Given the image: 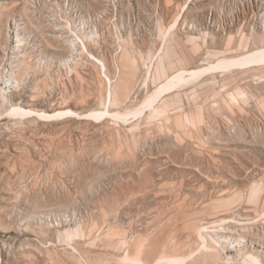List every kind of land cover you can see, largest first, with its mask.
Masks as SVG:
<instances>
[{"label": "rangeland", "instance_id": "374dc122", "mask_svg": "<svg viewBox=\"0 0 264 264\" xmlns=\"http://www.w3.org/2000/svg\"><path fill=\"white\" fill-rule=\"evenodd\" d=\"M262 47L264 0H0V264H264V64L188 73Z\"/></svg>", "mask_w": 264, "mask_h": 264}, {"label": "bare ground", "instance_id": "6f19581e", "mask_svg": "<svg viewBox=\"0 0 264 264\" xmlns=\"http://www.w3.org/2000/svg\"><path fill=\"white\" fill-rule=\"evenodd\" d=\"M210 64V63H209ZM253 64H264V47L262 48H258V49H255V50H252V51H249L241 56H238V57H230V58H226V59H221V60H218L217 62H215L214 64H211L209 66H203L201 68H197V69H191V70H188V73L189 74H193L195 75V73H199L201 71H204L205 69H208V68H211V67H215V66H225L226 68H230V67H248V66H251ZM218 68V67H217ZM220 68V67H219ZM212 69V68H211ZM183 71V70H182ZM209 70H206L205 72H207ZM183 73V72H182ZM187 73V72H186ZM200 74V73H199ZM175 76H170L169 78H167V80L165 82H163L162 84H160V86L157 88L158 90L157 91H160L159 88L161 87H164L166 84L169 85L168 83H173L174 81L176 80H173L177 77H182L181 75H176L174 74ZM190 76V75H189ZM202 76V75H201ZM191 77H193L191 75ZM196 77H199L198 75H196ZM195 77V78H196ZM194 78V77H193ZM179 79V78H178ZM173 80V81H172ZM180 80V79H179ZM178 80V81H179ZM177 81V82H178ZM170 83V84H171ZM182 85V84H181ZM156 91L155 94H157L158 92ZM154 94V95H155ZM160 94V92H159ZM158 94V95H159ZM152 96V94H151ZM149 99L151 100V98L149 97L147 100L149 101ZM147 101V103H148ZM146 103V102H145ZM149 104V103H148ZM145 108V107H144ZM136 109V108H135ZM16 111H18V113L20 114H29V115H39V116H43V117H47L48 115L45 114L44 112L40 111V112H36L35 110H28V109H23V108H16ZM59 112V114H57ZM56 114H53L52 116L54 117H58L60 118L61 116H65V115H71L72 116V112L74 111H71V110H68V111H58ZM62 112H66V113H62ZM119 112V111H118ZM132 111H130L129 113H131ZM128 113V114H129ZM76 114V113H75ZM122 114V113H120ZM124 114V113H123ZM127 114V115H128ZM115 116V112H110L109 110H103V111H96V112H92L90 113L89 115H87L88 117H91L95 120H100V119H103L105 117H112V116ZM21 116V115H20ZM81 117V116H80ZM83 117V116H82ZM124 117V116H123ZM51 118V117H50ZM62 118V117H61ZM45 119V118H44ZM48 119V118H47ZM46 120V119H45ZM260 263V261L258 262ZM261 264V263H260Z\"/></svg>", "mask_w": 264, "mask_h": 264}]
</instances>
